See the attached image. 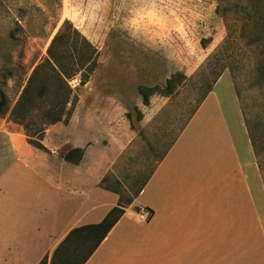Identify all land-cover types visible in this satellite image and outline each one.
Here are the masks:
<instances>
[{
  "label": "crops",
  "instance_id": "1",
  "mask_svg": "<svg viewBox=\"0 0 264 264\" xmlns=\"http://www.w3.org/2000/svg\"><path fill=\"white\" fill-rule=\"evenodd\" d=\"M111 136L103 120L76 117L49 127L44 152L0 118V264H40L73 230L102 223L118 206L102 182L129 145L112 147ZM65 149L83 150L81 163L66 162ZM243 150L246 158L214 87L86 264H239L256 210L250 139ZM142 208L154 214L147 224L137 221Z\"/></svg>",
  "mask_w": 264,
  "mask_h": 264
},
{
  "label": "rangeland",
  "instance_id": "2",
  "mask_svg": "<svg viewBox=\"0 0 264 264\" xmlns=\"http://www.w3.org/2000/svg\"><path fill=\"white\" fill-rule=\"evenodd\" d=\"M217 2L0 0V92L5 93L9 109L1 118L26 135L10 120V112L69 21L98 56L94 66L70 80L78 103L69 121L62 123L68 125L78 117L101 119L111 126L112 147L120 148L121 142L129 147L113 167L110 185L119 189L115 181L119 177L135 190L196 110L219 66L229 65L231 72L225 71L215 92L245 158L243 143L248 145L249 132L255 144L252 170L246 166L256 198L255 233L240 238L238 259L239 264H264V76L254 72L259 50L243 40L234 43L228 61L223 63V56L210 60L227 36ZM65 64L72 66L69 60ZM176 74L185 79L174 93L155 94L149 98L150 106H144L140 88L162 92ZM136 110L143 116L139 122Z\"/></svg>",
  "mask_w": 264,
  "mask_h": 264
},
{
  "label": "trees",
  "instance_id": "3",
  "mask_svg": "<svg viewBox=\"0 0 264 264\" xmlns=\"http://www.w3.org/2000/svg\"><path fill=\"white\" fill-rule=\"evenodd\" d=\"M217 3V14L224 21L227 36L210 60L223 56V63L228 61L229 56L226 55L232 50L234 43L243 40L247 45L256 46L259 50L254 72L259 76H264V0H218ZM97 56L98 52L93 45L69 21H66L52 41L47 58L35 67L27 86L21 92L19 101L10 112V120L25 129L29 143L34 148L47 152L41 144L47 129L69 121L78 103V98L69 82L85 71V68L94 66ZM66 60L71 62V68L65 64ZM217 64L220 65V61L217 60ZM219 67L220 70L213 77L214 80L210 84L209 90L202 97L191 117L208 95L213 92L225 71L230 70L231 72V68L227 64ZM183 79L185 77L182 74L174 75L168 80L167 86L162 92H158L159 88L148 90L140 88L144 106H150L149 98L155 94L171 96L176 87L181 85ZM136 112L139 122L143 116L139 111L136 110ZM8 113V99L5 93L0 92V118ZM34 119L37 121L36 123L33 122ZM128 119L131 121L130 115H128ZM246 127L248 129L247 123ZM179 134L172 140L166 151L157 158V165L171 149ZM249 136L255 149L250 132ZM150 151L154 152V149L151 148ZM83 155V150L76 149L70 150L66 154L63 153V158L68 163L79 165ZM157 165L152 168L145 180L135 190L125 185L119 177L115 178L119 189L114 188L110 185L112 176H107L102 182V188L119 196L118 206L108 214L102 223L73 230L59 245L52 257H46L40 264H86L122 219L125 211L141 194Z\"/></svg>",
  "mask_w": 264,
  "mask_h": 264
},
{
  "label": "built area",
  "instance_id": "4",
  "mask_svg": "<svg viewBox=\"0 0 264 264\" xmlns=\"http://www.w3.org/2000/svg\"><path fill=\"white\" fill-rule=\"evenodd\" d=\"M136 216H137V221L139 223L147 224L152 220L154 214L150 209L142 208L137 212Z\"/></svg>",
  "mask_w": 264,
  "mask_h": 264
}]
</instances>
